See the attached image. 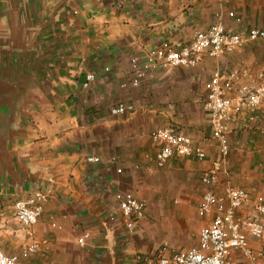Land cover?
<instances>
[{
    "label": "crops",
    "instance_id": "0c3cea01",
    "mask_svg": "<svg viewBox=\"0 0 264 264\" xmlns=\"http://www.w3.org/2000/svg\"><path fill=\"white\" fill-rule=\"evenodd\" d=\"M228 10L241 18L225 15L231 30L264 28L261 0H0V247L7 254L34 239L40 251L20 264H132L136 252L196 243L209 221L196 212L204 191L230 184L264 195V136L242 121L218 183L201 181L218 158L203 108L206 79L215 68L264 67V40L204 55L193 67L152 68L131 83V56L189 41ZM87 72L94 78L83 86ZM119 101L133 111L112 114ZM169 124L201 144L205 158L173 155L157 166L149 132ZM35 188L48 199L26 227L13 203ZM116 191L145 203L132 230ZM83 231L89 236L80 244Z\"/></svg>",
    "mask_w": 264,
    "mask_h": 264
},
{
    "label": "built area",
    "instance_id": "2783aa9c",
    "mask_svg": "<svg viewBox=\"0 0 264 264\" xmlns=\"http://www.w3.org/2000/svg\"><path fill=\"white\" fill-rule=\"evenodd\" d=\"M261 2L264 4V0ZM225 15L236 22L241 19L233 10L226 13L216 11L209 27L196 30L189 41L177 40L151 47L142 58L131 56L129 60L134 71L131 83L138 84L139 79L152 68L193 67L203 60L204 55L216 57L241 49L248 40H264V28L251 26L247 31H233L226 26ZM93 78L94 73L87 72L83 86ZM205 89L203 108L218 144V158L213 167L202 173L201 181L215 186L220 163L231 149L229 137L239 130V122L255 127L264 136V110L261 107L264 101V67L215 68L206 79ZM132 111L133 105L122 101L110 107L112 114ZM149 136L156 148L154 158L157 166H163L173 155L205 158L201 144L194 143L191 136L171 124L152 129ZM85 159L97 162L99 156L87 155ZM200 196L197 215L209 218V221L200 226L196 243L170 251L167 244H162L155 255L136 252L132 255V264H264V195L252 197L246 188L227 184L221 192L208 189ZM47 197L46 191L35 188L25 197L16 198L13 203L15 219L26 227L36 223ZM113 197L124 225L132 230L145 215V203L129 191H116ZM88 236L89 231H83L77 242L83 244ZM39 251L40 244L34 239L10 255L0 247V264H20L22 258Z\"/></svg>",
    "mask_w": 264,
    "mask_h": 264
}]
</instances>
